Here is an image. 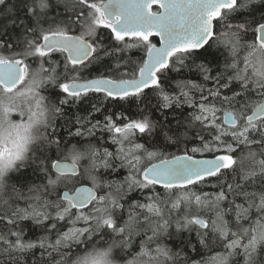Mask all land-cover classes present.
<instances>
[{"label": "snow or ice", "instance_id": "6c2138e0", "mask_svg": "<svg viewBox=\"0 0 264 264\" xmlns=\"http://www.w3.org/2000/svg\"><path fill=\"white\" fill-rule=\"evenodd\" d=\"M0 264H264V0H0Z\"/></svg>", "mask_w": 264, "mask_h": 264}, {"label": "trees", "instance_id": "16d2710c", "mask_svg": "<svg viewBox=\"0 0 264 264\" xmlns=\"http://www.w3.org/2000/svg\"><path fill=\"white\" fill-rule=\"evenodd\" d=\"M15 2V0H10V3H14ZM21 15H22V13H20ZM83 105L81 106V109H83ZM170 151H172V150H174V149H169Z\"/></svg>", "mask_w": 264, "mask_h": 264}]
</instances>
